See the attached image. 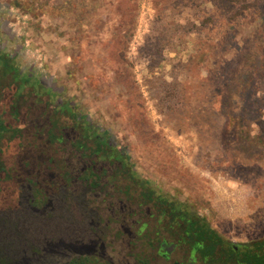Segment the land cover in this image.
Masks as SVG:
<instances>
[{
  "label": "rangeland",
  "instance_id": "rangeland-1",
  "mask_svg": "<svg viewBox=\"0 0 264 264\" xmlns=\"http://www.w3.org/2000/svg\"><path fill=\"white\" fill-rule=\"evenodd\" d=\"M0 52L57 95L47 106L28 86L18 101L26 129L8 153L19 181L35 179L45 191L62 181L49 158L68 153L44 134L52 108L68 101L169 198L219 216L230 206L264 211V0H0ZM8 97L0 114L13 122ZM4 197L0 223L11 222L16 255L27 214ZM89 198L107 233L89 244L49 243L15 264H66L84 254L135 264L155 253L147 207L113 184Z\"/></svg>",
  "mask_w": 264,
  "mask_h": 264
},
{
  "label": "trees",
  "instance_id": "trees-1",
  "mask_svg": "<svg viewBox=\"0 0 264 264\" xmlns=\"http://www.w3.org/2000/svg\"><path fill=\"white\" fill-rule=\"evenodd\" d=\"M33 77L30 72H22L9 54L0 52V98L9 96V116L13 119V122H8L0 114V195L11 199L10 208H22L27 214L25 224L22 220L19 224L24 230L17 235L19 251L16 255L11 252L12 243L15 242L11 222L5 220L2 221L3 225L0 223L2 264H15L23 257L37 256L49 243L89 244L102 237L108 232L109 222L105 223L98 208L91 205L89 195L108 184H113L114 189L119 188L137 208L147 207L157 224L164 221L181 222L179 235L188 238L191 243L194 237H201L202 232L206 234L207 227L199 226L196 229L192 224L193 219L188 216L192 211L186 203L169 198L151 186L149 180L137 174L130 156L120 151L105 131L93 128L85 114L68 101L57 103L52 108L50 125L44 136L50 145L61 146L68 153L67 158L76 159L79 165L68 163L66 156L61 159L50 157V162L59 168L62 181L51 183L48 191L35 179L19 181L14 174L16 171L18 173L16 155L8 153L11 142L17 146L22 144L26 129L21 123L18 101L28 86L32 89L31 95L39 97L42 91L48 97L47 106H53L57 96L50 87L41 86L38 78L33 82ZM68 130L75 132L73 138H65ZM2 202L0 200V213ZM138 218L146 222L143 217ZM134 234L137 237L141 235L136 233V228ZM2 236L10 241H4ZM8 254L12 255L8 257ZM66 264L112 263L96 255L84 254L73 256Z\"/></svg>",
  "mask_w": 264,
  "mask_h": 264
},
{
  "label": "flooded vegetation",
  "instance_id": "flooded-vegetation-1",
  "mask_svg": "<svg viewBox=\"0 0 264 264\" xmlns=\"http://www.w3.org/2000/svg\"><path fill=\"white\" fill-rule=\"evenodd\" d=\"M191 211L188 216L196 229L207 227L206 234L202 232L201 237H194L192 243L179 235L181 222L157 224L148 212V219L153 218L155 222L156 244L148 240L147 247L155 253L143 255L135 264H264V211L236 213L233 206L222 216ZM144 221L148 227L149 221ZM145 233L144 230L142 234L146 237Z\"/></svg>",
  "mask_w": 264,
  "mask_h": 264
}]
</instances>
